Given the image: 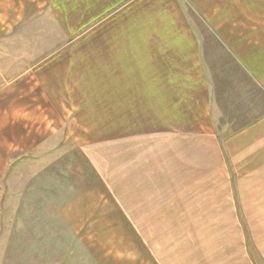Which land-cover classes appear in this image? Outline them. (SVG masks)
<instances>
[{
	"label": "rangeland",
	"instance_id": "1",
	"mask_svg": "<svg viewBox=\"0 0 264 264\" xmlns=\"http://www.w3.org/2000/svg\"><path fill=\"white\" fill-rule=\"evenodd\" d=\"M142 1L156 0H118L75 32L86 10L83 16L68 10L78 19L66 25L54 10L19 19L16 2L0 0V75L16 79V89L12 81L0 83L6 184L0 264H206V254L213 264H221L222 255L226 264H264V196L132 195L135 186L120 184L124 177L110 172L108 114L94 104L92 88L66 83L65 120L52 119L60 106L40 97L31 66L52 50L58 59L77 50L104 30L108 16H119L129 4L139 13ZM175 1L192 12L201 32L212 12H232L241 29L264 22V0ZM238 251L247 256L242 263L231 260Z\"/></svg>",
	"mask_w": 264,
	"mask_h": 264
},
{
	"label": "crops",
	"instance_id": "2",
	"mask_svg": "<svg viewBox=\"0 0 264 264\" xmlns=\"http://www.w3.org/2000/svg\"><path fill=\"white\" fill-rule=\"evenodd\" d=\"M13 1L19 19L54 10L66 25L78 19L68 10H86L75 32L118 6V0ZM132 6L108 16L104 30L77 50L60 60L52 50L28 69L42 85V101L60 106L51 118L66 119L68 81L91 87L94 104L108 114L110 172L135 186L132 195L264 196V22L250 32L232 12L207 11L201 32L175 0L142 1L139 13ZM9 81L16 89V79L0 75L2 85ZM4 175L0 166V196H6ZM243 254L231 260L242 263ZM208 256L205 263L213 264Z\"/></svg>",
	"mask_w": 264,
	"mask_h": 264
}]
</instances>
